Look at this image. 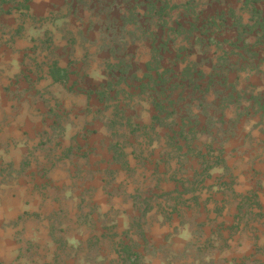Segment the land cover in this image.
I'll list each match as a JSON object with an SVG mask.
<instances>
[{
    "label": "crops",
    "instance_id": "1",
    "mask_svg": "<svg viewBox=\"0 0 264 264\" xmlns=\"http://www.w3.org/2000/svg\"><path fill=\"white\" fill-rule=\"evenodd\" d=\"M160 56L254 104L264 0H0V264H264L257 128L178 143L141 92Z\"/></svg>",
    "mask_w": 264,
    "mask_h": 264
},
{
    "label": "rangeland",
    "instance_id": "2",
    "mask_svg": "<svg viewBox=\"0 0 264 264\" xmlns=\"http://www.w3.org/2000/svg\"><path fill=\"white\" fill-rule=\"evenodd\" d=\"M186 43L185 40L179 41L178 45H183L182 48H184ZM168 44L169 41H163L160 47L166 50ZM175 60L178 66L177 71H173V73L162 72L156 75L160 76L157 79L160 81L158 83L153 78V65H157L156 68L158 69L159 65H168L170 62L164 56L148 58L147 72L143 78L145 83L141 88V92L148 99L147 116L150 112H155L159 116L156 117V123L166 129L171 127L172 133L173 125H169V121H166L167 118H162L163 116H178L176 139L181 144H215L212 138L211 141L210 138H205L206 128H209L210 131L217 128L219 130L225 129V140L230 141L229 139H236L240 136L238 135L240 126L243 129L244 126L248 128L252 125L257 128L258 134L249 133L248 136H240V141L248 145L255 143L264 145V92L258 93V99L253 104L248 99L249 88L237 89L240 82L238 76L233 72H227L226 78H223L226 81L223 84L225 88H191V84L204 80L206 73H195L193 67L190 66L189 58L186 56H179ZM170 75H172L171 80H169ZM263 76L260 73L257 75L259 81L260 77L262 79ZM132 78L138 79L139 77L137 73L131 72ZM245 80H249L248 75L247 77L242 76V82ZM206 84H209L207 78ZM220 84L222 85L221 82ZM154 95L157 98L153 97ZM217 98L222 100H218L217 103ZM211 116H220L221 120L215 121ZM189 129L191 131L186 133V130Z\"/></svg>",
    "mask_w": 264,
    "mask_h": 264
}]
</instances>
